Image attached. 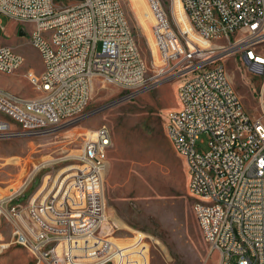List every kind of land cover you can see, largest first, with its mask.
Masks as SVG:
<instances>
[{"label": "built area", "instance_id": "2783aa9c", "mask_svg": "<svg viewBox=\"0 0 264 264\" xmlns=\"http://www.w3.org/2000/svg\"><path fill=\"white\" fill-rule=\"evenodd\" d=\"M179 1L189 24L180 30L187 48L166 8L175 9L176 0H146L160 66L148 76L120 0H0V15L16 21L18 30L31 25L30 42L44 64L40 73L26 74L37 96L0 89V138L47 134L80 119L98 78L133 94L164 74L189 72L166 132L185 161L203 237L210 253L218 252L217 264H264V107L260 118L251 116L222 62L194 63L201 50L190 35L216 42L209 48L218 58L239 52L264 84V0ZM25 61L0 39L1 72L14 74ZM202 134L206 146L198 143ZM111 145V129L100 125L85 139L68 178L59 176L49 189L47 178L26 206L11 207L10 216L0 200V226L6 216L15 241L37 264H148L144 236L120 244L103 231V171Z\"/></svg>", "mask_w": 264, "mask_h": 264}, {"label": "rangeland", "instance_id": "374dc122", "mask_svg": "<svg viewBox=\"0 0 264 264\" xmlns=\"http://www.w3.org/2000/svg\"><path fill=\"white\" fill-rule=\"evenodd\" d=\"M147 62V75L160 68L151 40V18L146 0H120ZM172 27L187 48L188 38L180 33L189 24L179 0L167 6ZM0 39L26 59L14 74L0 71V89L28 98L38 95L26 74L43 69V59L30 42L31 25L18 34L19 24L0 15ZM21 27V26H19ZM198 51L194 63L205 60L208 67L223 63L245 108L254 118L263 113L262 78L248 68L239 52L215 55L209 43L192 32ZM203 45L201 44V42ZM224 43V42H219ZM210 47V48H209ZM202 52V53H201ZM217 59V62H215ZM164 74L133 94L123 87L98 78L86 113L80 119L47 134L0 138V200L6 213L13 205L26 206L33 193L49 178L47 189L58 179L71 175L89 131L107 125L112 132L103 171L104 232L120 244H132L141 235L149 245L148 264H217L218 252L210 253L195 211V197L188 190V173L183 157L166 132V118L179 108L178 88L190 76ZM229 78V79H230ZM208 136L198 143L206 146ZM53 158V159H52ZM43 160L38 166L37 161ZM35 255L13 236V226L4 216L0 226V264H37Z\"/></svg>", "mask_w": 264, "mask_h": 264}, {"label": "bare ground", "instance_id": "6f19581e", "mask_svg": "<svg viewBox=\"0 0 264 264\" xmlns=\"http://www.w3.org/2000/svg\"><path fill=\"white\" fill-rule=\"evenodd\" d=\"M180 3H181V2H180ZM182 8H183V7H182ZM229 78H230V77H229ZM230 80H232V79L230 78ZM92 131H93V130H91V131H89V132L87 133L86 138L89 137V136L91 135ZM52 159H53V158H52ZM42 161H43V160H39V161H37V163H36L37 165H36V166H38V164H40ZM106 218H107V217H106ZM104 221H105V220H104Z\"/></svg>", "mask_w": 264, "mask_h": 264}, {"label": "water", "instance_id": "95a60500", "mask_svg": "<svg viewBox=\"0 0 264 264\" xmlns=\"http://www.w3.org/2000/svg\"><path fill=\"white\" fill-rule=\"evenodd\" d=\"M18 34H19L20 36H24V35L26 34V31H25L23 28H20V29L18 30Z\"/></svg>", "mask_w": 264, "mask_h": 264}]
</instances>
